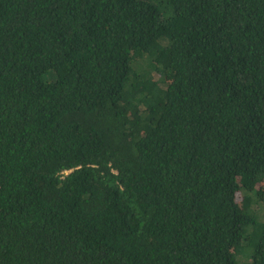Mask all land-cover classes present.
Returning a JSON list of instances; mask_svg holds the SVG:
<instances>
[{"label":"trees","instance_id":"trees-1","mask_svg":"<svg viewBox=\"0 0 264 264\" xmlns=\"http://www.w3.org/2000/svg\"><path fill=\"white\" fill-rule=\"evenodd\" d=\"M0 264H264V0H0Z\"/></svg>","mask_w":264,"mask_h":264},{"label":"rangeland","instance_id":"rangeland-1","mask_svg":"<svg viewBox=\"0 0 264 264\" xmlns=\"http://www.w3.org/2000/svg\"><path fill=\"white\" fill-rule=\"evenodd\" d=\"M240 200V198L238 197V200H237V202Z\"/></svg>","mask_w":264,"mask_h":264}]
</instances>
